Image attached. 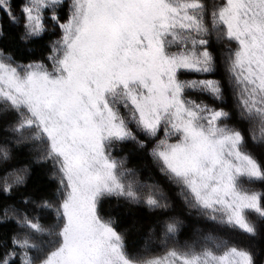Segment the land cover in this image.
Instances as JSON below:
<instances>
[{
    "label": "snow or ice",
    "instance_id": "obj_1",
    "mask_svg": "<svg viewBox=\"0 0 264 264\" xmlns=\"http://www.w3.org/2000/svg\"><path fill=\"white\" fill-rule=\"evenodd\" d=\"M0 264H264V0H0Z\"/></svg>",
    "mask_w": 264,
    "mask_h": 264
},
{
    "label": "trees",
    "instance_id": "obj_2",
    "mask_svg": "<svg viewBox=\"0 0 264 264\" xmlns=\"http://www.w3.org/2000/svg\"><path fill=\"white\" fill-rule=\"evenodd\" d=\"M187 78H192V77H187ZM257 132H259L258 127H257ZM125 154L128 155L127 167L137 168L139 170L140 179L142 180L146 179L147 177H149V175H151L152 179L159 181L162 185H164L165 189L168 190V186L164 181V178L160 176L159 173L151 166L150 158H148L143 153H136V152L128 153L127 150L125 153H121V155H125ZM33 177H35V172L33 173ZM174 191L175 190H171L169 194L172 195L173 197L176 211L178 212L183 211L180 198L174 194ZM249 218L254 220L255 216L250 215ZM220 234L223 235L225 238L232 237L237 240L246 239L239 230L233 231L229 229H224Z\"/></svg>",
    "mask_w": 264,
    "mask_h": 264
}]
</instances>
